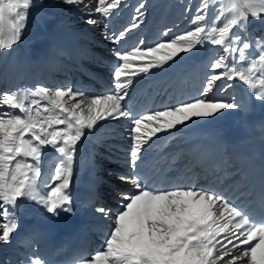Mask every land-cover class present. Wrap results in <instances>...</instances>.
Instances as JSON below:
<instances>
[{"label": "snow or ice", "instance_id": "6c2138e0", "mask_svg": "<svg viewBox=\"0 0 264 264\" xmlns=\"http://www.w3.org/2000/svg\"><path fill=\"white\" fill-rule=\"evenodd\" d=\"M35 3L36 0L0 3V51L11 49L20 41L29 9ZM64 3L88 7L84 0ZM218 3L217 9L210 0H201L190 20L193 28L183 34L158 41L155 46L144 47L141 40L130 50L116 49L113 91L109 94L89 98L71 87L51 93L44 87L0 92V108L9 109L0 111V243L12 241L19 228L18 213L26 201L35 202L54 216L60 211L72 212L70 187L78 142L86 135L85 130L90 134L98 122L124 118L131 122V146L126 153L127 172L116 175L122 182L132 184L134 190L117 191L119 211L97 209L105 218L111 216L112 228L103 248L83 256L77 264H264V219L250 218L238 205L212 189L192 185L151 187L140 170L158 142V134L179 131L178 126L187 127L188 122L215 118L226 110L241 107L234 99H209L213 92L227 91L232 86H218L217 82H243L255 99L264 102V37L250 40L241 35L249 17L264 23V0ZM125 4L126 0H96L95 8L89 9L87 22H98L92 18V12L102 18L114 17ZM210 6L215 13L211 19ZM142 9L144 0L138 4L133 22L119 33L108 34L105 26V38L121 44L126 34L144 22ZM162 35L167 36V31ZM205 45L219 46L221 54L210 62L212 74L206 77L198 97L146 114H136L129 108L126 98L136 77L147 76L165 65L172 67L170 62L176 57L195 55ZM237 64L245 66L238 69ZM41 100L47 103L42 104ZM47 148L55 150L60 160L53 174L44 179L41 161ZM236 249L239 254L232 255ZM27 264L46 261L33 256Z\"/></svg>", "mask_w": 264, "mask_h": 264}, {"label": "bare ground", "instance_id": "6f19581e", "mask_svg": "<svg viewBox=\"0 0 264 264\" xmlns=\"http://www.w3.org/2000/svg\"><path fill=\"white\" fill-rule=\"evenodd\" d=\"M84 2L87 8L64 0H50L43 18L37 14L28 17L20 41L11 49L0 51V92L35 91L44 87L51 93L71 87L74 91H83L89 98L109 94L113 91L112 70L117 63L114 51L130 50L141 40L144 47L155 46L158 41H167L191 30L190 20L201 0H144L145 9L141 10L144 22L126 34L119 45L105 38V26L108 34L119 33L133 22L141 0H126L114 17L102 18L92 12V18L98 21L96 24L87 22L89 9L95 8L96 0ZM210 2L215 8L220 7L218 0ZM188 8L193 11H186ZM208 13L211 19L215 15L213 7L210 6ZM166 31L167 36L162 35ZM241 35L250 40L264 37V23L249 17ZM220 54L219 46L205 45L195 55L176 57L170 62L172 67L165 65L163 69H153L147 76L136 77L126 98L129 108L136 114H146L198 97L206 77L212 74L210 62ZM236 66L239 69L245 65ZM222 83L232 86L227 91L213 92L209 99H234L241 107L226 110L215 118L188 122L187 127L178 126L179 131L158 134V142L151 148L147 162L141 165V175L145 183L158 189L188 185L212 189L250 216L243 198L247 189L244 178L252 172L255 152L264 155V102L255 99L243 82H217L218 86ZM41 103L47 101L41 100ZM0 111L9 109L4 107ZM130 127V120L124 118L100 121L90 134L85 130L86 135L78 142L70 187V216L77 228L86 232L88 256L103 248L113 224L111 216L105 218L97 209L111 208L115 213L120 206L117 191L134 190L132 184L122 182L116 175L127 172ZM108 159L119 163L111 164ZM59 160L55 150H44L41 161L44 179L53 174ZM105 173L116 177L115 181L110 182ZM93 191L99 192L100 197L92 194ZM101 194L110 199L103 202ZM46 213L35 202L23 204L18 213L19 228L13 233L12 241L0 243V264H27L30 257H42V246L49 243L50 235L38 216ZM239 252L236 249L232 255Z\"/></svg>", "mask_w": 264, "mask_h": 264}, {"label": "rangeland", "instance_id": "374dc122", "mask_svg": "<svg viewBox=\"0 0 264 264\" xmlns=\"http://www.w3.org/2000/svg\"><path fill=\"white\" fill-rule=\"evenodd\" d=\"M1 1L4 2V0H1ZM49 1L50 0H36L35 5L29 9V16H31L32 14H37L38 17L43 18L47 14L46 13V7H47V4H48ZM169 5H170V3H168L167 6H169ZM108 162H110L111 164H114V165H117L119 163L118 161H116V162L113 161V160L111 161V159H108ZM105 175H107V174L105 173ZM107 179L110 180V182H114L116 177L107 175ZM101 196H104L103 197L104 199H102L103 202H107L110 199L109 198L110 196H108V195H102L101 194ZM116 210L119 211L120 210V206L116 207Z\"/></svg>", "mask_w": 264, "mask_h": 264}]
</instances>
